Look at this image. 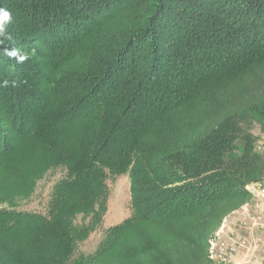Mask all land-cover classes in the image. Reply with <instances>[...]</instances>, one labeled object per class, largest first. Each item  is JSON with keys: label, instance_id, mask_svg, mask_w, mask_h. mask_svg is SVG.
<instances>
[{"label": "trees", "instance_id": "obj_1", "mask_svg": "<svg viewBox=\"0 0 264 264\" xmlns=\"http://www.w3.org/2000/svg\"><path fill=\"white\" fill-rule=\"evenodd\" d=\"M104 2L0 0L13 13L0 35V160L36 166L17 194L0 199V264H211V234L247 200V185H264V154L250 131L264 132V0H172L183 10L167 29L185 36L182 50L174 53L171 40L167 60L154 68L145 60L140 75L124 74L122 55L137 52L139 39L141 48L152 43L160 0H150V12ZM110 5L148 14L122 42L96 51ZM193 26L203 37L187 42ZM198 49L213 55L206 66L191 61ZM15 53L40 65L18 64ZM128 59L131 69L141 63ZM193 101L203 102L196 124L184 119ZM58 168L46 212L18 209ZM123 175L129 217L106 228L91 253L75 255L102 223L106 180Z\"/></svg>", "mask_w": 264, "mask_h": 264}, {"label": "rangeland", "instance_id": "obj_2", "mask_svg": "<svg viewBox=\"0 0 264 264\" xmlns=\"http://www.w3.org/2000/svg\"><path fill=\"white\" fill-rule=\"evenodd\" d=\"M123 1L126 2V4H132V6L134 5L137 7L140 6L141 9L147 8L146 11L150 12V9H151L150 0H123ZM209 1L210 0H208L206 4L209 3ZM107 2L110 4L114 2V0H105L104 3H107ZM160 3H161V10L157 16L158 19H156L154 21L155 23H153V25L151 26L152 39L154 37V40H151V41L149 40L152 43L151 44L147 43L146 45H143V47L141 48L140 45L145 44L146 42L143 43V41H140L139 39L138 41L133 42L134 44L132 45L133 46L132 49L133 50L136 49L137 52L131 53L129 55L130 47L128 48L127 52L125 51V54L122 55V59H121V60L124 59V62H126L127 64L122 67L123 70L125 69V71H123L124 74L134 72V71H138L139 75L141 73L143 74L145 71L144 70L141 71L142 66L145 60L147 59L153 68L160 65L162 62H165V60H167L166 57L168 58L170 54V52L165 53V50L168 44L171 42V40H172V45H173V48H172L173 52L174 53L181 52L182 50L181 46H182V42L185 40V36H181L179 38L177 36L169 37L171 36L170 35L171 31L167 29V27L174 18L173 14H177L178 11L182 12L183 9L182 8L177 9L173 5L172 0L170 1L160 0ZM109 7H112V6L110 5ZM127 8H131V7H126L125 5L122 8L121 7L117 9L116 7L111 8L113 9L112 12H115L114 16H112L113 19L109 20L106 24H104L101 30L98 32V35L96 36V38L97 40H100L102 44L99 46H96L95 44L96 51H100L101 49L104 50L105 48H111L116 41L122 42L123 39L125 38V35L128 32H131L133 28H135V26H133L134 22L139 21L140 19L142 20V17L148 14V13H145L142 16H140L137 9L128 10ZM111 9H109L108 12ZM106 14H104V16ZM190 31L191 32H188L190 37H188L187 42H194V40L195 39L197 40L200 36H201L200 39L203 37L202 35H199L196 38L197 31L195 32L194 26L191 27ZM211 34L213 35L214 33H211ZM206 35L209 36L210 40H212L210 33ZM131 43L132 42H130L129 46H131ZM123 45L125 44L121 43L115 51L120 49V47H122ZM139 46H140V50L136 48ZM239 46L241 47V45ZM229 47L234 49L235 45H232ZM152 50H153V53H151ZM15 54H16L15 60L17 61L18 64L21 63V65H24L26 62L27 63L32 62L36 65H40L39 64L40 60H38L37 62H34V59H31L33 55H27L26 53H15ZM150 54L151 55L153 54L154 56H156L155 60L153 59L154 56L152 57L150 56ZM193 54H195V56H192L191 61L200 63L203 66L207 65L206 60L208 56H213V55H209L205 53L203 49L202 51L200 49H198L197 51L194 50ZM132 55H135L136 57L139 58V60H141L140 65L134 69H131L132 66L130 65V61L129 59L127 60V58L131 57ZM178 57H176L172 61L169 60V64L171 65L170 70H173V68L175 69L177 68L175 72H177L178 69L179 70L181 69V64H180L181 59L180 58L178 59ZM176 60L178 61L176 62ZM76 66L77 65H75V68ZM66 69H64L63 71H65ZM71 69H74V67L71 66ZM28 77L31 79L34 78L33 76H28ZM117 77H120L119 72L117 73ZM44 79H41V81ZM51 79L52 78L50 75L49 80L47 81V79H45L44 81L48 83L51 81ZM240 90H241V87H239L238 85L236 86L232 85L231 87L228 88L229 94L233 96H237L240 93L239 92ZM202 103L203 102L201 101H196V103L195 101L192 102L194 107H191L190 108L191 110L188 111L186 113V116L184 117V119L187 120V122L191 124H196L197 122L202 121L204 119L203 118L204 113L200 109ZM250 131L253 137L255 138L256 150L264 154V132L260 130V127L255 126V125L251 127ZM5 134L10 135L11 133L6 131ZM10 137L13 138V135H10ZM35 171H36L35 162L31 161L30 159L28 160L21 159L19 161H12V162L0 160V199L12 198L14 194L15 193L17 194L19 189L21 188L20 186L21 182H23L26 179L32 180V177L34 176V174L36 175ZM63 173H64L63 170L58 168V169L48 172L42 179L36 180L34 192L32 193L29 199L21 203L18 209L26 210V211H34V212L44 214L46 212L47 203L50 199L52 185L63 175ZM106 184L108 186L109 192H108V199H107V209H106L105 215L103 216L102 223L101 225H99V227L94 232H92L89 235V237L85 241L80 242L77 245L75 255H78L80 253H84V254L91 253L96 248L99 241L101 240L103 231L108 227H112L114 225L121 223L124 219L129 217L131 213L128 177L126 175L118 176V177H109L106 180ZM259 186H263V184ZM259 186H256L255 188H258ZM245 190L247 191L246 188ZM247 193H248L247 200L244 201L239 206L238 210L237 209L233 210L229 212L227 215H225L221 223L219 224V226L223 222L227 223L229 226H231V228L233 229L237 237L245 236L248 239H251L254 236L264 237V229L260 231L255 229L251 231L248 228L243 229L240 227V222L243 221V217H244L240 213L242 208L245 207L247 204L252 205L255 203V198L253 197V195H251L248 191ZM0 204H1L0 205V208H1V206H3L6 203L4 201ZM75 222L76 224H80L82 222V217L78 216ZM248 223L249 221L247 222V225ZM262 223L264 224V217H263ZM216 229L211 234L209 238L210 240L213 239ZM210 262L211 264H264V249H261L259 247L256 250H248V249L240 250L237 254L233 255L231 259L228 260V262H213V261H210Z\"/></svg>", "mask_w": 264, "mask_h": 264}, {"label": "built area", "instance_id": "obj_3", "mask_svg": "<svg viewBox=\"0 0 264 264\" xmlns=\"http://www.w3.org/2000/svg\"><path fill=\"white\" fill-rule=\"evenodd\" d=\"M256 186L259 185L250 184L245 187L255 198V203L247 204L240 212L244 216L243 221L240 222V227L248 228L251 231L264 229L262 223L264 217V185L255 188ZM247 220L249 221L248 225ZM208 243V258L213 262H228L240 250H256L259 247L264 249L263 236H254L251 239L245 236L237 237L231 226L224 222L216 229L213 239L209 240Z\"/></svg>", "mask_w": 264, "mask_h": 264}, {"label": "clouds", "instance_id": "obj_4", "mask_svg": "<svg viewBox=\"0 0 264 264\" xmlns=\"http://www.w3.org/2000/svg\"><path fill=\"white\" fill-rule=\"evenodd\" d=\"M13 13L4 7H0V35H2L7 28V25L12 23Z\"/></svg>", "mask_w": 264, "mask_h": 264}, {"label": "crops", "instance_id": "obj_5", "mask_svg": "<svg viewBox=\"0 0 264 264\" xmlns=\"http://www.w3.org/2000/svg\"><path fill=\"white\" fill-rule=\"evenodd\" d=\"M256 230H258V229H256ZM260 231V230H259ZM259 231H257V232H259Z\"/></svg>", "mask_w": 264, "mask_h": 264}]
</instances>
